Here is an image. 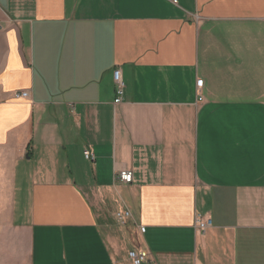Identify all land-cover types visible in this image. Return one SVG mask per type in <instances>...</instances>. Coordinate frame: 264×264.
Instances as JSON below:
<instances>
[{
	"label": "crops",
	"instance_id": "1",
	"mask_svg": "<svg viewBox=\"0 0 264 264\" xmlns=\"http://www.w3.org/2000/svg\"><path fill=\"white\" fill-rule=\"evenodd\" d=\"M131 251L264 264V0H0V264Z\"/></svg>",
	"mask_w": 264,
	"mask_h": 264
},
{
	"label": "built area",
	"instance_id": "2",
	"mask_svg": "<svg viewBox=\"0 0 264 264\" xmlns=\"http://www.w3.org/2000/svg\"><path fill=\"white\" fill-rule=\"evenodd\" d=\"M114 80L117 85V98L115 100V104H119L123 100L124 88H125V84H124L120 70H115ZM203 86H204V81L198 80L197 87L199 89H202ZM28 97H29V92L15 93L16 99L28 98ZM199 101H203V98L200 95H199ZM85 158L89 161H92L94 160V155L91 154L90 152H86ZM119 179L125 184H131L133 182V173L130 171H122L120 172ZM118 217L123 222L125 218L131 217V214L130 212H127L125 213V215L119 214ZM211 225H212L211 219L199 218V220L197 221L198 228L203 232H205L209 227H211ZM141 231L145 233L146 229L142 227ZM149 256L150 254L148 252L131 251L129 253V257L132 260L133 264H143L149 259Z\"/></svg>",
	"mask_w": 264,
	"mask_h": 264
}]
</instances>
